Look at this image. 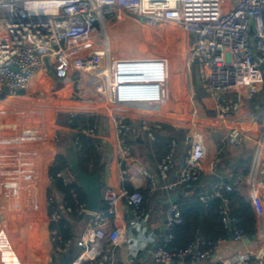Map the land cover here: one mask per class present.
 Instances as JSON below:
<instances>
[{
	"label": "built area",
	"instance_id": "built-area-1",
	"mask_svg": "<svg viewBox=\"0 0 264 264\" xmlns=\"http://www.w3.org/2000/svg\"><path fill=\"white\" fill-rule=\"evenodd\" d=\"M44 3L53 5H50V10H45ZM106 11L113 21L132 20L150 37L157 34L161 40L172 41L175 45L173 53H177V41L181 40L182 35H194L195 40L185 59L186 78H177L179 85L171 92L176 100L181 94L186 96L193 108L178 183L196 181L202 175V161L209 151L207 127L211 126L212 121L233 119L239 109L242 93L253 98L263 82L264 0H237L230 8H225L223 0H0V99L18 97L31 83L37 84L43 77L67 81L65 95L66 99L72 101L78 96V87L93 80L96 83L104 81L112 101L138 99V96L122 91L116 79L99 76L104 51L89 50L81 55L71 53V49L75 48L73 43L87 36ZM157 47L158 50L162 49L160 45ZM195 69L201 88L212 104V116L196 110L201 98L195 84ZM94 90L96 93L103 92L100 84H96ZM37 96L52 97L53 86L46 87ZM76 114L70 112L68 116L71 119ZM159 116L158 109L153 115L109 116L115 155L113 163L121 187L101 189V209L97 213L86 211L85 204L79 207L78 216L83 220V229L63 246L54 248L56 232H49L51 251L44 264H53V252L62 256L73 248L76 252L69 264H103L108 253L119 247L126 248L130 258L147 249L156 264H183L187 257L189 260L186 264H199L207 259L216 244L224 242V239L211 242L196 235L186 249H172L170 245L174 230L182 223L177 205L170 203L165 209L163 234L156 238L149 230L152 215L143 206L141 191H129L122 186L142 176L150 181L149 192L156 190L153 176L142 168L130 142L138 135H143L151 143L155 142L163 129ZM96 129L93 126L69 128V131L75 136L74 143L77 145L79 135L97 139ZM243 138V132L237 129H231L226 136L232 146L240 145ZM56 140L57 136L51 139L53 144ZM177 154L178 144L176 140H171L158 165V180L167 178L176 165ZM218 160L213 159L212 168ZM263 174L264 160L258 172V175ZM241 178L240 175L237 177L236 184L241 182ZM2 185L0 177V189ZM262 187V182L257 180L256 191ZM211 191V197H221L222 191L233 192L234 186L215 183ZM249 201L255 218H263L264 197L255 193ZM53 202V198L46 197L44 208H52ZM121 204L130 211L133 220L129 221L128 216L120 212ZM228 204L227 199H222V222L228 234H231L232 242L239 246L226 257H219L216 264H264V240L256 249L244 247L243 243L248 238L234 226L236 221L228 215ZM62 213H71V210L53 208L47 216V223H57ZM111 218L120 224L113 226ZM19 223L16 219L7 220L0 215V264H28L32 261L26 253L18 257L19 249L11 247L10 231L17 233L22 230L23 226Z\"/></svg>",
	"mask_w": 264,
	"mask_h": 264
},
{
	"label": "crops",
	"instance_id": "crops-1",
	"mask_svg": "<svg viewBox=\"0 0 264 264\" xmlns=\"http://www.w3.org/2000/svg\"><path fill=\"white\" fill-rule=\"evenodd\" d=\"M236 2L237 0H223L226 8L232 7ZM135 24L138 25L137 22H135ZM129 26L130 24H125L123 26L119 25L118 22L113 21L110 18V13L106 11L100 18L99 24H94L87 36L78 39L73 43L75 48L73 47L74 49H71V53L81 55L89 50L104 51L99 76L114 78L119 83V87L122 91L134 96L144 97L151 102L160 104L158 106L160 112L159 120L164 126L170 128L173 136L175 137L173 140H176L178 144L176 165L168 173L165 180L157 179L158 165L165 155V149L161 147L160 144L156 145L154 142L151 143L147 141L143 135H138L133 142H130L132 151L135 154L134 156L141 162L142 168L153 176L156 184V190L154 192H149L150 181L145 177L138 176L127 183L132 189L148 191L147 196L149 204L147 208L152 215L151 222L149 223V230L156 238H160L163 234L162 228L164 212L167 206L170 203H174L178 197L192 196L194 190H199L200 193L204 195L200 197L201 201H203L206 196L211 197V186L215 182L234 186V192L243 197L249 203L250 196L255 193L264 197V174L258 175L260 163L264 160V79L259 86L258 93L253 98H249L245 92L242 93L240 97L239 109L233 119L227 121H212L211 126L207 127L206 131L208 134L209 151L202 161V177L191 182H197L195 185L179 184V174L187 148L185 138L188 126L193 120V109L191 112L186 111L176 99L170 97L168 94L166 95L167 98L165 97L164 99L160 84L158 82L156 83L154 79L150 81V78L147 77L148 74L146 73L140 75V71L143 69V66H138L135 59H131V67L121 60V57L119 56L121 54L120 49H124L125 46L128 48L133 46L131 45L133 41L130 37L132 30L129 29ZM113 28H115V30ZM123 34L128 37V41L122 40L119 36H123ZM184 36V40L181 41V48L183 50L189 35ZM160 43L163 48H166V46H164L166 44L165 41ZM140 51H144L143 46ZM150 57L153 58L146 50L145 60H149ZM152 64L155 65L156 62L154 61L153 63H149V67L147 69L152 67ZM162 64L163 65H158H161L162 67L163 76H168V74H170V68L173 65V61L167 60L166 63ZM50 79L53 80L52 97L43 98L37 95H19L18 97L11 99L13 101H18L19 104H23V102L31 104L32 101H36L37 108L35 110H37L38 114L42 115L45 120L50 123H47L48 127L54 123L53 125L57 128V130L63 133H70L69 129L64 124V119L70 112H76L80 115H98L100 117V121L97 139L101 141L99 152L102 155L99 168L103 167L100 179L101 189L105 187H112L116 189L120 188L121 183L118 180V172L116 165L113 163L115 155L111 131L108 133V130L110 129V120L108 115L110 112V103L108 102V91H106V87L103 84L104 81H98L96 83V80H93L89 84L85 83L82 87H78V96L75 101H72L66 99L65 93L67 81H58L51 77ZM166 82L167 81L164 83L165 85ZM96 84H100L103 92H95L94 87ZM184 99L187 102L186 96ZM41 102L44 103V108H41ZM95 106L98 107L95 108ZM87 107L92 109H88ZM110 107L112 106L110 105ZM94 108L97 109V111H94ZM210 108L207 107L202 98L200 99L199 104L196 105V110L206 113L207 116H212L213 114V111ZM55 121L57 124H55ZM231 129H237L243 132L244 140L240 145L232 146L227 142L226 136ZM47 143L48 142H46V144ZM40 151L41 152L38 153V156L35 157V167L37 169H39L38 165L40 163V158L45 154H51L50 160L44 168L45 172L43 171L45 182L47 183L45 187L46 192L50 186L47 169L52 165L54 156L57 154V149L55 145L49 143L40 148ZM215 158H218L219 160L215 167L212 168L211 163ZM59 175H61L65 183H72L75 181L69 170H64ZM239 175L242 177V180L236 184L235 181ZM169 180L171 181V185L168 183ZM257 180L262 182L263 187L256 191L255 182ZM122 186H124V184ZM7 202L8 201H6L1 208L5 207ZM29 205L30 206L28 207L26 200L22 201L21 206L25 208L28 207L30 209L29 211L34 213L35 210L33 208L37 206V202L36 204L34 203L32 208L31 203H29ZM126 211L128 210L121 204L120 212L127 215ZM43 212L46 218V223L43 226L41 238L37 241L36 239L32 240L31 237L27 235L24 236L26 232H21L22 230L14 234V245L19 249V252L17 253L18 257L26 253L32 258V261L28 264H44L47 257L50 255L51 245L49 243L47 215L44 207ZM0 215L4 216L3 212L0 213ZM254 219L255 234L250 239H245L243 243L244 247L248 249H256L261 243H263L264 240V238H262V233L264 231V217L258 219L254 216ZM111 221L113 226H118L120 224L112 218ZM78 223L83 224V220H81V222H71L74 237H77L80 234V229L77 227ZM11 245V247H15L13 246L12 241ZM238 246L239 245L232 242L229 237V240H224V242L216 244L214 249L209 252L207 259L199 264H216L219 257L224 258L235 252ZM18 257H15L16 260ZM56 264H60L59 259H57ZM103 264L156 263L154 262L150 251L147 249L139 251L135 258H130L127 253V249L119 247L114 248L108 253L106 262Z\"/></svg>",
	"mask_w": 264,
	"mask_h": 264
},
{
	"label": "trees",
	"instance_id": "trees-1",
	"mask_svg": "<svg viewBox=\"0 0 264 264\" xmlns=\"http://www.w3.org/2000/svg\"><path fill=\"white\" fill-rule=\"evenodd\" d=\"M165 46V45H164ZM38 84V85H37ZM37 84L31 83L28 89L20 93V95H38L45 89L53 84V80L50 77H43L37 81ZM182 107L187 108L188 112L192 111L191 106L186 102V100L181 98ZM25 117V114L23 113ZM71 120V123L69 121ZM100 117L98 115H83L76 114L70 119L66 116L64 119V124L69 129L71 128H91L95 126L96 132L98 133ZM70 133H63L57 131V138L60 139V143L56 145L57 154L54 156L53 163L47 169V176L50 180V186L46 190V197L53 198L54 202L52 208L46 210V215L49 216L52 209H57L59 211L64 210V208H70L71 213H62L60 220L57 223H49L48 231H55L57 238L53 247L63 246L68 240L74 237L72 232V221L81 222L82 218L78 216L79 207L85 204V197L82 194L80 188L77 186L76 182L65 183L63 178L59 175L64 170H69V165L66 159L67 152H72L73 157L77 163V166L84 174L87 176L94 175L100 166L102 155L99 152L101 147V141L99 139H91L82 135L78 136V144L75 145V136ZM18 135V134H15ZM63 138V141H62ZM175 137L173 136L169 127L163 125V129L159 135L156 136L154 143L156 145L160 144L161 147L167 151V146ZM64 144V145H63ZM2 149V147L0 146ZM99 148V149H98ZM4 151L0 152L3 153ZM13 159L16 156L11 155ZM51 154H45L40 158V163L38 165L39 169L34 173V179L36 181V187L40 188L43 192V184H45L44 168L49 162ZM2 171V170H1ZM44 171V172H43ZM70 171V170H69ZM15 176V175H14ZM202 177V176H200ZM199 177V178H200ZM19 179H23L20 176ZM7 180H13L10 176ZM22 182V181H21ZM23 183V182H22ZM218 183V182H215ZM213 183V184H215ZM188 185H195L196 183H187ZM124 187L129 191L134 189L130 188L127 183H124ZM18 188V199L21 201L27 200L25 196V189L27 185L25 183L16 185ZM21 188L23 190H21ZM31 193H26L29 197H32L33 188L31 186ZM143 196V206L148 207V191L140 190ZM10 193L0 197V208L7 201ZM15 197V194H13ZM204 196L199 190H194V193L190 197H178L175 200L181 217L182 223L177 226L174 230V238L170 247L175 250H183L188 247V245L194 240L196 235H199L203 239L211 242H216L218 240H229V234L224 228L222 222V215L220 214V207L222 206V199H227L228 204V215L230 218H234L236 223L234 226L240 229L247 238H251L255 234L254 224V214L250 203L243 197L239 196L236 192H221V197H210L201 201L200 197ZM10 198V197H9ZM42 198V196H41ZM42 199H40L41 201ZM38 211L43 210L40 208L36 211L33 217V232L31 234V239L35 240L43 232V226L45 224L44 212L41 216L38 215ZM53 252V263L56 264L58 258L55 257ZM60 256V255H59Z\"/></svg>",
	"mask_w": 264,
	"mask_h": 264
},
{
	"label": "rangeland",
	"instance_id": "rangeland-1",
	"mask_svg": "<svg viewBox=\"0 0 264 264\" xmlns=\"http://www.w3.org/2000/svg\"><path fill=\"white\" fill-rule=\"evenodd\" d=\"M226 8V7H225ZM118 24L123 26L125 24H130L129 29L132 30V33H130L131 41L133 45L132 47L128 48L125 46L124 49L121 50V54L119 55L121 57V60L130 65L131 67V59L137 61L138 66H143V69L140 71V75L143 73L148 74L147 77L150 78V81L154 79V81L160 84L162 92H163V97L167 98V94L170 95V97L174 98L172 96L171 89L174 87H178L179 83L177 82V78L183 80L184 77L186 78V73L187 70L185 68V59L186 55L190 52L191 49V44L195 40L194 35H190L184 45V53L182 57L176 62L177 64L174 66L172 69L171 73L168 74L167 80L165 79L166 76H163V70L161 65L162 63H166L167 58L169 59H176L178 58L177 55L179 54V48L181 47V41L184 40V35L181 37V40L177 41L178 45V51L177 53L172 52V48L174 43L171 41H165L166 44L165 46L168 48V52L162 47L160 42H163L164 40H161L157 34H151V37L146 33V30L143 31L137 24H135L134 21L129 20V19H122L121 21H118ZM119 27V26H118ZM115 30V28H113ZM148 35V36H147ZM122 40H127V36H121L119 35ZM129 37V38H130ZM156 38H159L157 40H154ZM136 40V41H135ZM153 40V41H152ZM126 41V42H127ZM157 45L161 46L162 49L158 50ZM144 47V51H140L141 47ZM146 50L148 53L152 55L153 58H149V60H145V53ZM152 59V60H150ZM177 60V59H176ZM146 61V62H145ZM156 62V64H152V67L147 69L149 66V63ZM145 62V63H144ZM130 63V64H129ZM161 64V65H158ZM144 70V71H143ZM177 73V75H175ZM150 75V76H149ZM146 77V78H147ZM166 85L164 84L165 81ZM149 80V79H148ZM151 88V86H150ZM169 88V89H168ZM168 91V92H167ZM165 93V96H164ZM134 96V95H133ZM139 97V96H138ZM185 97V96H184ZM183 97V98H184ZM182 94L180 95V98L177 99V101L182 105L181 102ZM15 104H19L18 101H15ZM110 105V112L109 116L111 115H122L126 117H135V116H142V115H153V112L155 109H158V106L160 104L151 102L144 97H139L138 99H130V100H123L121 101L118 99L117 101H112L110 98L108 100ZM36 104V101H32L31 104ZM40 104V103H38ZM43 102H41L40 106L41 108L43 107ZM98 106H95V108ZM44 108V107H43ZM88 108V107H87ZM94 108V111H97V109ZM183 108V107H182ZM185 108V107H184ZM192 108V107H191ZM92 109V108H88ZM187 108H185L186 110ZM193 109V108H192ZM159 110V109H158ZM187 111V110H186ZM110 123L111 119L109 118ZM48 124H50L45 118L41 115L38 116L36 119H29L28 117H24L23 113H17L14 114L10 112H3L0 114V124L1 127L4 129H7L5 132L3 129H0V145L1 147L4 145L6 146V150L10 153H8V157L11 155H15L16 159L15 160H10L8 159L7 155L5 156L6 152L4 151L3 153L0 154V177L2 182L10 176L14 181V177L17 178V183L18 184H23L25 183L27 185V189H25V196L27 197V206L29 207V203H31V208L33 207L34 203L37 206L33 208L35 211L38 209H42L44 207L45 203V197H46V192H45V187L47 183L43 184V192L40 191V188L36 187V181L34 179V173L37 170L35 167L36 165V159L35 157L38 156V153L41 152L40 148H42L44 145L47 144H52V145H57L60 143V139L57 138L56 142L53 144L51 139L55 138L57 136L56 132L58 131L57 128L51 124V126L48 127ZM55 124L56 121H55ZM110 129L108 130L109 133ZM18 135H15V134ZM6 136V137H5ZM9 136V137H8ZM46 142H48L46 144ZM3 149L0 148V152H2ZM134 154V152H133ZM135 155V154H134ZM2 170V171H1ZM15 175V176H14ZM20 176H23V179H19ZM23 183H22V182ZM31 186L33 188V193L32 197L28 198V195L26 193H31ZM14 190L10 192V198L8 197L6 206L3 208H0V213L3 212V215L5 216V219H16V216H20L21 213L19 211V206H21L22 201L18 199V188L14 187ZM21 190H23L21 188ZM15 194V197L13 196ZM42 196V198H41ZM40 199H42L40 201ZM29 202V203H28ZM17 203V204H16ZM30 212V211H29ZM31 213V212H30ZM45 217V216H44ZM18 220V219H16ZM46 220V219H45ZM19 222L21 221L18 220ZM30 224L27 226V224ZM25 223L23 222V227L21 232H26L25 235L32 237L31 234L33 232V226L32 222ZM46 223V221H45ZM77 227L80 229V232L83 229V224L78 223ZM16 230V229H15ZM19 231H17L18 233ZM41 238V235H39L38 238H35L36 241Z\"/></svg>",
	"mask_w": 264,
	"mask_h": 264
},
{
	"label": "water",
	"instance_id": "water-1",
	"mask_svg": "<svg viewBox=\"0 0 264 264\" xmlns=\"http://www.w3.org/2000/svg\"><path fill=\"white\" fill-rule=\"evenodd\" d=\"M179 57V54L177 55ZM263 68V66H261ZM11 69H13L11 67ZM195 84L198 88V92L202 100L206 103L207 107H212L211 102L209 101L208 97L203 92V89L201 88L200 79L198 76L197 69H195ZM66 159L69 165V170L71 174L74 177V180L77 184V186L80 188L82 194L85 197V210L91 213H97L101 209V174L103 172V167H100L98 171L92 175L87 176L83 173L77 166V163L73 157L72 152H67ZM169 185H171V181H168ZM128 219L133 220V215L130 213V211H126ZM88 218V215L85 216ZM229 237H231V234H229ZM75 249H71L70 252L66 255L59 256V254H55V257L59 259L60 264H69L72 257L75 254ZM189 258L184 259V263H187ZM264 262V261H263Z\"/></svg>",
	"mask_w": 264,
	"mask_h": 264
},
{
	"label": "bare ground",
	"instance_id": "bare-ground-1",
	"mask_svg": "<svg viewBox=\"0 0 264 264\" xmlns=\"http://www.w3.org/2000/svg\"><path fill=\"white\" fill-rule=\"evenodd\" d=\"M43 5H44L43 7H45V10H50V8H51L50 5H53V4L44 3ZM164 49L166 50V52H168L167 47ZM183 51L184 50L180 47L179 48V57L176 58L177 60L176 59H169V58L167 59L169 61L170 60L173 61V65L170 68V73H171L172 69L174 68V66L177 64L176 62H178L180 57H182ZM15 103L16 102H14L11 98L0 99V114L3 112H10V113H13V115L17 114V113H24L25 117H28L29 119H36L38 116H41L38 114L37 110H35L37 108L36 104H29L27 102H23V104H17L16 105ZM0 129H3L5 132H7L6 131L7 129H4V127L2 128L1 124H0ZM6 148H7L6 146H4V145L2 146L3 151L6 152L5 156L7 155V157H8V153H10V152H8L6 150ZM8 159H9V161L14 160L13 157H11V156L8 157ZM14 181L15 182H13V180H7V179L5 180V182L3 181L2 188L0 189V197L7 195L13 191V188L16 187V185H17V178L16 177H14ZM29 210L30 209L28 207L25 208L23 206H19V211L21 212L19 214H21V215L18 216V218L16 216V219H18V220L21 219V221L19 223L21 226H23V224H22L23 222H25V223H28L30 221L33 222V217H34V214L36 213V211L34 213H30ZM42 214H43L42 211H38L39 216H41ZM28 225H30V224L28 223L27 226ZM14 234H15L14 232L10 231V239L12 241L13 246H15L14 241H13Z\"/></svg>",
	"mask_w": 264,
	"mask_h": 264
}]
</instances>
